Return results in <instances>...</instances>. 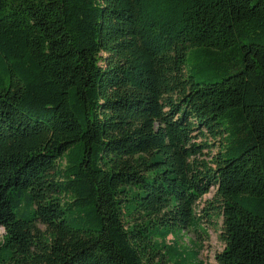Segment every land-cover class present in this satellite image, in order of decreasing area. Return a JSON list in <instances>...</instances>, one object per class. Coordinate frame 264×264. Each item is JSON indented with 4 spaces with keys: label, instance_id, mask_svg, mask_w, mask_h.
I'll use <instances>...</instances> for the list:
<instances>
[{
    "label": "trees",
    "instance_id": "1",
    "mask_svg": "<svg viewBox=\"0 0 264 264\" xmlns=\"http://www.w3.org/2000/svg\"><path fill=\"white\" fill-rule=\"evenodd\" d=\"M209 209L264 264V0H0V264H205Z\"/></svg>",
    "mask_w": 264,
    "mask_h": 264
},
{
    "label": "rangeland",
    "instance_id": "2",
    "mask_svg": "<svg viewBox=\"0 0 264 264\" xmlns=\"http://www.w3.org/2000/svg\"><path fill=\"white\" fill-rule=\"evenodd\" d=\"M204 139V137H201L198 141ZM208 140L215 144V147L212 148L213 153L217 152L219 149L218 141L213 142L210 137ZM205 157H209V155H206ZM214 193L215 188L210 193H207L202 200H200L196 206L197 214H203L204 212H201V210L204 207L212 205L209 204V201H214ZM208 211L210 213H214V215L209 218V214H206L201 222V226L186 229V236H183L181 243H184L189 249H199L198 258L203 260L205 264H216V253L222 251L224 248V243L220 238L222 220L217 216L215 209H209ZM3 233L4 229L0 228V236ZM174 241L175 240L172 235L167 238V243L169 244H173Z\"/></svg>",
    "mask_w": 264,
    "mask_h": 264
}]
</instances>
